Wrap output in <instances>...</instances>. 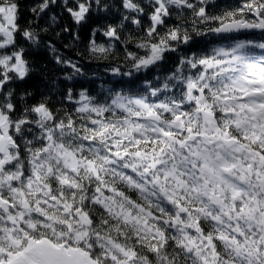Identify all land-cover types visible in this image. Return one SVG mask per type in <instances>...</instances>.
Masks as SVG:
<instances>
[{"label": "snow or ice", "instance_id": "6c2138e0", "mask_svg": "<svg viewBox=\"0 0 264 264\" xmlns=\"http://www.w3.org/2000/svg\"><path fill=\"white\" fill-rule=\"evenodd\" d=\"M0 264H264V0H0Z\"/></svg>", "mask_w": 264, "mask_h": 264}, {"label": "trees", "instance_id": "16d2710c", "mask_svg": "<svg viewBox=\"0 0 264 264\" xmlns=\"http://www.w3.org/2000/svg\"><path fill=\"white\" fill-rule=\"evenodd\" d=\"M37 2V0H21V3L27 5V4H32V3H35ZM30 15V14H29ZM101 18H104V19H110L109 17H106V16H103V14L101 15H97V16H93L92 20L90 21L89 25H86L82 30H81V38L83 41L86 42L89 34H90V30H91V26H94V24L98 21L101 20ZM41 24H43V21L40 22ZM60 23H63V20L60 21ZM97 41L98 42H103L104 41V38L100 35L97 36ZM64 42H67V38L65 39ZM58 47H60L62 49V44L58 43ZM38 64H44V63H47L49 65V75L51 76L52 75V60L48 57V54L46 52V50L44 49H35L33 50V57H32ZM86 63V62H85ZM86 67H94V65H88L86 63ZM43 83H45L43 81V78L39 75H36L32 78V81H31V85H36L37 88H39ZM82 83H85L82 81ZM85 86H87V84L85 83Z\"/></svg>", "mask_w": 264, "mask_h": 264}]
</instances>
